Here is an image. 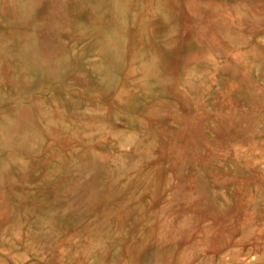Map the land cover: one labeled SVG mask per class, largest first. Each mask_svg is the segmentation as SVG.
Returning a JSON list of instances; mask_svg holds the SVG:
<instances>
[{"label":"rangeland","instance_id":"374dc122","mask_svg":"<svg viewBox=\"0 0 264 264\" xmlns=\"http://www.w3.org/2000/svg\"><path fill=\"white\" fill-rule=\"evenodd\" d=\"M0 264H264V0H0Z\"/></svg>","mask_w":264,"mask_h":264}]
</instances>
